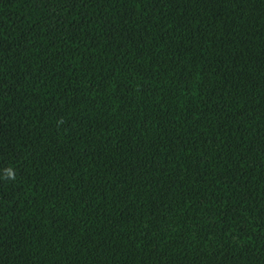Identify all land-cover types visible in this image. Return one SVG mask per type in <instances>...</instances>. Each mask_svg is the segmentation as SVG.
<instances>
[{
  "label": "trees",
  "instance_id": "obj_1",
  "mask_svg": "<svg viewBox=\"0 0 264 264\" xmlns=\"http://www.w3.org/2000/svg\"><path fill=\"white\" fill-rule=\"evenodd\" d=\"M0 264H264V0H0Z\"/></svg>",
  "mask_w": 264,
  "mask_h": 264
},
{
  "label": "clouds",
  "instance_id": "obj_2",
  "mask_svg": "<svg viewBox=\"0 0 264 264\" xmlns=\"http://www.w3.org/2000/svg\"><path fill=\"white\" fill-rule=\"evenodd\" d=\"M4 171V179H11V180H15L16 179V172L13 168L9 167L3 170Z\"/></svg>",
  "mask_w": 264,
  "mask_h": 264
}]
</instances>
